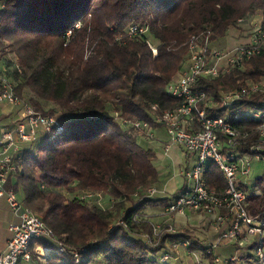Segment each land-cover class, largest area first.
Instances as JSON below:
<instances>
[{
    "label": "trees",
    "instance_id": "obj_1",
    "mask_svg": "<svg viewBox=\"0 0 264 264\" xmlns=\"http://www.w3.org/2000/svg\"><path fill=\"white\" fill-rule=\"evenodd\" d=\"M257 14L264 27V0H0V56L14 57L0 71L37 113L55 116L63 126L58 137L42 131L36 140L23 143L21 170L12 175L23 203L42 217L57 240L84 257L76 262L72 255L56 252L47 264H198L184 260L189 249L196 250L202 264H264L253 253L264 234L243 246L222 240L208 254L203 240L214 237L210 225L200 229V224H187L197 221L199 212L189 213L188 221L179 217L175 232L155 237L147 209L166 207L170 196H149L148 189L162 188L166 175L158 152L141 141V129L123 123L140 120L155 129L164 127L158 116L182 104L166 88L188 59L192 37L210 34L216 48L231 28L245 26ZM132 24L148 26V31L128 36ZM148 41L157 48L156 56ZM262 80L264 51L223 69L216 78L199 77L193 86L215 101L200 104L207 116L231 122L241 153L250 152L259 140L264 90L231 107H222L219 100L243 84ZM250 110L261 112L262 119L251 117ZM219 136L228 139L227 134ZM205 180L217 193L225 192L224 175L212 162ZM240 187L247 192L249 214L264 220V169L253 183L241 182ZM85 191L100 192L111 206L80 198ZM182 240L191 244L177 249L178 258L171 259L175 262H161L166 252L176 254L174 243ZM36 244L57 249V242L46 238L34 241L32 248ZM236 255L241 260L232 258Z\"/></svg>",
    "mask_w": 264,
    "mask_h": 264
},
{
    "label": "built area",
    "instance_id": "obj_2",
    "mask_svg": "<svg viewBox=\"0 0 264 264\" xmlns=\"http://www.w3.org/2000/svg\"><path fill=\"white\" fill-rule=\"evenodd\" d=\"M261 22L262 20L255 24L248 42L236 45L229 51L213 48L210 34L194 35L189 42L188 59L179 75L167 85L168 95L180 98L182 104L177 108L165 110L157 118V122L164 125L168 134L165 150L168 152L171 147L179 146L189 160H195V164L192 168L188 166L181 170L180 175L184 177L185 185L181 193L160 213L164 219L154 222L155 237L175 232L176 219L183 216L188 221L191 212L210 217L209 225L214 237L209 238V241L203 240L208 254H212L222 240L243 246L255 236L264 234V220L261 216L249 214L247 192L240 187L241 182L252 183L251 158L258 159L264 169V121L259 125L258 142L251 146L250 152L241 153L236 147L238 132L231 122L225 117L207 116L206 108L200 104L209 106L215 104V101L205 92L193 89L199 77L216 78L223 69L229 70L231 66L240 65L245 60L261 54L264 51V27ZM147 31L148 26L132 24L127 30V35L145 34ZM148 44L156 56L157 48L151 41H148ZM15 67L21 71L18 64H15ZM0 85V101L21 107L16 126L0 136V197H6L11 210L18 217L17 222L10 224L13 234L7 243V250L0 255V264H20L22 260H33L34 255L42 264H47V257L55 255L56 252L68 253L76 262H82V252L68 249L63 241L57 240L53 229L46 225L39 214L23 203L17 191L6 188L9 178L21 170L22 144L36 140L42 131H53L54 136L58 137L63 131V126L55 116L37 113L29 102L20 98L15 92L12 80L1 71ZM261 90H264V80L249 82L222 94L219 103L222 107H231L246 95ZM249 114L256 120L262 119L259 111L250 110ZM235 118L238 119L239 114L235 115ZM123 123L136 126L146 131L147 135L148 131L149 135L154 134L151 132L153 127L146 121L124 119ZM219 133L227 134L228 139L222 141ZM211 162L219 168L226 180L227 187L222 194L210 188L205 180L208 164ZM165 192V188L157 186L148 189L149 196ZM80 198L103 207L104 197L100 192L85 191L80 194ZM42 238L57 242V249L47 244H36L32 248L33 242ZM147 238V242H152V237ZM263 240L264 237L253 253L264 263ZM190 244L187 240H182L180 244L174 243L176 254L166 252L160 257V261L177 259V249L180 246L187 248ZM44 249L49 250L51 254L43 253ZM214 258L216 262H221L220 256L214 254ZM232 258L241 260L238 255ZM195 259L198 264L203 263L199 254Z\"/></svg>",
    "mask_w": 264,
    "mask_h": 264
},
{
    "label": "rangeland",
    "instance_id": "obj_3",
    "mask_svg": "<svg viewBox=\"0 0 264 264\" xmlns=\"http://www.w3.org/2000/svg\"><path fill=\"white\" fill-rule=\"evenodd\" d=\"M260 18H261L260 14H257L256 16L252 17L249 20L248 24H246L245 26L241 28L240 27L231 28L227 37L224 40H219L218 42L219 44H217L216 48L221 51H229L236 45L248 42L249 35L247 34H251L252 30L255 27V24L260 22ZM213 47L215 46L213 45ZM8 55L14 58L12 53ZM8 55H5V56H8ZM10 57L0 56V64ZM0 102H3V101H0ZM19 109H21V107ZM154 129L155 128L153 127V130ZM153 130H151L152 134L154 133L153 135H149L150 131H148L149 132L148 134L149 136H148L147 132L144 130H141L140 133L138 134L141 137V141L145 143V145H151L155 147L157 151L159 152L158 165L162 169V173L166 175L164 178H166V182H165L166 190H167L168 195H170V199L168 203H170L173 200L174 196H177L178 194L181 193V189H183L185 185L184 177L180 175L181 170L184 168H188V165H190L189 167L192 168L193 165L195 164V160L187 159L188 157L184 154L185 152L182 153L181 151H178V154H176V156L174 155V152L171 151L168 154L172 155L173 159L171 157H168V155L164 152V148L160 145L161 141L168 139V134L166 132V129L164 127H159V128H156L154 131ZM143 131L146 132V135ZM41 133L39 134V136L41 135ZM167 158L168 159L170 158L169 161L167 160ZM250 161L252 163V170H251L250 178H252V183H253L255 178L258 176V174L262 172L263 168H262V164L255 157L251 158ZM102 203H103L104 208L107 206H111V202L108 201L106 198H103ZM190 223L202 225L201 227H199L200 229H203L204 228L203 226H207L209 228L208 224H210V217H206L203 215H197V221L191 220V222L189 221V223L187 224L190 225ZM207 235H209V233H207ZM162 236L163 235H160L158 236V238H161ZM205 240L209 241V239H205ZM197 254L198 253L196 252V250L189 249L187 250L185 254L183 253V258L184 260L185 259L190 260L189 258H191V261H193L196 258ZM170 262L174 263L175 261L170 260ZM98 263L104 264L102 260H100Z\"/></svg>",
    "mask_w": 264,
    "mask_h": 264
},
{
    "label": "crops",
    "instance_id": "obj_4",
    "mask_svg": "<svg viewBox=\"0 0 264 264\" xmlns=\"http://www.w3.org/2000/svg\"><path fill=\"white\" fill-rule=\"evenodd\" d=\"M262 20V15L260 14ZM249 35V34H247ZM10 57V55H8ZM4 56V57H8ZM10 59V58H8ZM6 65L3 63L0 64V69H5ZM20 107L11 105L7 102H0V136L6 132L7 130L13 129L16 124L18 123L19 117H20ZM155 130V129H154ZM168 139H165L164 141H161L160 145L164 148V152L168 155V157H172V155H169L171 151L174 152V155L178 154V151H181L183 153V150L179 146H173L171 149L166 152L165 145L167 144ZM151 146V145H150ZM156 151L157 149L153 146ZM158 152V151H157ZM159 155V152H158ZM170 159V158H169ZM167 158V160L169 161ZM171 159V160H172ZM174 161V160H173ZM190 166V165H188ZM16 181L14 177H10L6 188L8 189H15L13 186V183ZM166 182V181H165ZM166 190V183H164V186L162 189ZM183 189H181L182 191ZM167 192V190H166ZM20 199H22V194L18 191L17 192ZM170 196V195H169ZM165 207L163 205L160 206H153L151 208H148L149 217L153 222H157L158 220H163V217L160 215V213L163 211ZM18 217L14 214V212L11 210L8 201L6 197H0V255L7 250V243L9 239L12 237L13 232L10 229V224L13 222H17ZM20 264H39L38 260L33 259L31 261H24L22 260ZM99 264V263H98Z\"/></svg>",
    "mask_w": 264,
    "mask_h": 264
},
{
    "label": "bare ground",
    "instance_id": "obj_5",
    "mask_svg": "<svg viewBox=\"0 0 264 264\" xmlns=\"http://www.w3.org/2000/svg\"><path fill=\"white\" fill-rule=\"evenodd\" d=\"M43 253H45L47 255H50L51 254V252L49 250H46V249L43 250Z\"/></svg>",
    "mask_w": 264,
    "mask_h": 264
},
{
    "label": "water",
    "instance_id": "obj_6",
    "mask_svg": "<svg viewBox=\"0 0 264 264\" xmlns=\"http://www.w3.org/2000/svg\"><path fill=\"white\" fill-rule=\"evenodd\" d=\"M87 263V262H86Z\"/></svg>",
    "mask_w": 264,
    "mask_h": 264
}]
</instances>
